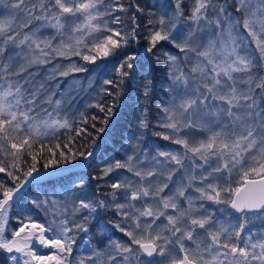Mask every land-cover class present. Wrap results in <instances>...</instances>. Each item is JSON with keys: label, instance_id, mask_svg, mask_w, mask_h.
<instances>
[{"label": "snow or ice", "instance_id": "6c2138e0", "mask_svg": "<svg viewBox=\"0 0 264 264\" xmlns=\"http://www.w3.org/2000/svg\"><path fill=\"white\" fill-rule=\"evenodd\" d=\"M0 5L6 13L0 15V55L11 45L20 50L16 58L28 66L50 63V53L66 59L80 56L90 64L110 58L115 78L103 79L107 87H101L97 93L99 100L87 107L105 113L103 123L107 124L118 99L125 95V86L136 85L135 100L142 109L137 116V130L148 127L145 102L153 94L154 77L152 70L140 63L143 59L146 64L148 56L141 57L138 51L131 50L132 42H139V17L145 13L139 0H129L127 5L121 0H39V3L0 0ZM129 14L130 27H125V17ZM148 17L147 47L143 51L155 56L157 63L161 58L166 61L169 80L164 91L170 100L158 107L164 113L160 127L171 130V135H157L181 145L184 155L159 151L149 168L143 167L139 154L108 165L103 170L104 176L115 169H127L138 178L110 185L117 213L135 225L131 230H125L120 224L114 227L131 243L109 240L103 249L90 248V255L73 262L69 257L76 243V233L88 232L92 214L109 206L105 201H93L86 193L65 187L62 196L65 206L69 203L72 206L71 220L66 212L62 219L53 217L47 226L35 223L31 216L22 218L19 228L9 229L8 223L15 196L26 183L41 179L36 163L39 153L33 152L34 146L40 144L43 152L45 137H55L59 129L72 127L67 118L54 119L53 112L58 116L65 101L73 102L70 94L79 82L73 81L67 92L61 94L62 98L55 100L57 92L45 89L43 84L35 91L19 80L0 85V155L10 158L7 165L0 161V173L6 172L16 181L14 187L0 183V251L7 254L6 264H118V261L119 264H264V230L259 237L252 232L244 235L251 218L264 220V0H193L187 15L181 0H174V6L162 3L158 11L149 10ZM185 20L187 33L178 31L179 23ZM48 27L66 39L55 47L52 40L40 39V29ZM162 43L171 44L185 54L183 63L194 58L191 68L185 71L179 58L168 52L162 57L157 55ZM249 45L255 46L258 58L248 51ZM8 59L10 63L4 66V71L9 75L20 76L27 71L22 64L19 71L11 72L14 58L9 56ZM56 71L53 70L50 79H55ZM85 71V67L70 63L59 75ZM91 85L89 78V87ZM59 87L57 84V89ZM108 97L113 98L111 103L107 102ZM45 105L54 107L48 111ZM80 115L85 117L84 112ZM96 119L92 117L93 121ZM81 122L86 124L87 118ZM184 130L208 135L190 144L186 135L181 138ZM79 132L78 129V135ZM142 135V131L139 136L134 133L132 139L138 141ZM55 147L67 148V145ZM47 152L52 158L44 163L45 170L61 162L70 163L75 158L64 151L57 154L52 147ZM25 153L33 162L21 172L19 165L24 162ZM188 153L193 160L199 158L211 169L200 176V186L194 188L199 195L192 196L186 191L193 188L194 175L188 177L187 184L179 183L175 190L164 194L173 173L184 167ZM92 154V151L87 155L80 153L85 159ZM172 164L177 168H171ZM161 176L163 181L158 179ZM73 185L75 189L84 188L83 181L73 182ZM118 190H123L124 203H115ZM69 194L71 199L67 198ZM179 198L187 203L186 208L181 207ZM196 200L226 205L240 216L236 223L216 220L202 211L203 203L197 206ZM31 203L47 211L50 203L55 205L58 201L46 198L44 201L34 199ZM141 218L151 219L142 223ZM160 218L166 220L162 226L157 224ZM37 245L49 251L41 254ZM155 256L161 260L141 259Z\"/></svg>", "mask_w": 264, "mask_h": 264}, {"label": "trees", "instance_id": "16d2710c", "mask_svg": "<svg viewBox=\"0 0 264 264\" xmlns=\"http://www.w3.org/2000/svg\"><path fill=\"white\" fill-rule=\"evenodd\" d=\"M39 3V0H36ZM113 2V0H110ZM125 5L128 4L129 0H121ZM141 5L145 7L144 15L139 17V22L141 25L140 35L138 37V43L132 42L131 50L138 51L141 57L148 56V61L145 64V61L141 59L140 63L144 64L145 67H149L152 70V74L154 77V91L151 98L146 101V105L148 107L147 121L148 127L143 130H137V116L139 115L142 109L138 108L139 104L138 100H135L138 94V88L136 85H126L125 86V95H122L116 104V107L113 109V115L108 118L107 124L103 123L105 118V113H101L96 108H89L87 105L96 103L99 100V96L97 93L99 92L101 87H107L103 85V79L105 78H115L114 73L112 72L113 62L109 59L97 60L95 64H90L85 62L80 56H69L67 59L52 54L53 60L58 61L60 63L70 62L74 63L77 66H83L87 69L85 72H70L68 76H61L59 73L55 74V79H50L49 77L46 80H42L40 76H42L45 72V67L49 65L46 64H38L33 66H24L27 68V71L21 72L20 76L9 75L8 72L4 71V66L8 64V57L11 55L12 46H6L7 51L5 54L0 55V83L8 77H25L28 79L34 78L36 75L37 84L32 91L40 89L41 84L44 85L45 89H48L50 84L53 81H58L59 85L65 83L68 78H79L83 82L87 78L92 79L91 87H88V92L86 91L83 95H70L73 102L71 104H66V108L63 107V117L59 119L67 118L68 121L72 124L70 129H59L55 133V137L49 135L43 139V152H41V145L36 144L33 148L34 153H39L37 156V168L39 172L43 171H52V170H61V174L51 178H45L38 181H33L29 183L25 189H23L12 201V207L9 209V223L8 228H19V221L22 218L31 216L32 220L35 223H39L47 226V224L55 217L56 219H62L63 214L67 212L69 220H71V210L72 206L69 203L67 206L64 204V198L62 196L63 189L65 187H73V191H79L81 194H87L88 198L93 201H105L108 203L107 208H99L97 212L93 213L91 216L90 223L87 224V228L89 229L87 233L79 232L76 233V243L73 245V252L71 259L73 262L76 261L77 258L88 256L91 254V249H103L108 243L109 240H119L126 244H130V240L127 236H125L122 232L114 227L116 224H120L125 228V230H131L135 227L132 220L119 215L117 210L114 207V203H112V193L113 189L111 188L112 183L121 182L125 179L130 180H138L137 177H134L131 172H128L127 169H115L113 172H110L107 176L103 175V170L110 164H114L116 160H125L128 155L139 154L140 158H153L157 156V152L155 151L156 147H160L163 145H172L177 149V153L184 155V149L181 145H177L172 143L171 140H164L161 135H157V133L169 134L171 135V130L164 129L160 127V123L163 120L164 113L160 110L158 105L163 106V104L167 103L169 100V94L164 91V89L168 86L169 80L167 76V65L166 61L161 58L160 63L156 62V57L151 56L150 54L143 51L144 48L147 47V41L145 37L147 36V21H148V12L149 10H154L155 0H139ZM168 3L174 2V0H167ZM193 0H181L182 7L184 9L185 15L190 13L192 8ZM173 4V3H172ZM174 5V4H173ZM0 15H4L2 11V5H0ZM124 15V14H121ZM130 14L125 17V27H130ZM188 22L181 21L178 25V28H185ZM42 32L40 38L49 39L53 41V46L58 45L59 34L54 29L55 35L49 34L47 28H41ZM182 29V28H181ZM183 31V30H182ZM49 32V33H48ZM245 39L247 38V34L241 33ZM2 45V42H0ZM248 51L254 53L257 58L259 56L258 52H255V46L249 45ZM164 52H168L171 55H175L181 61L182 66H184L185 71L190 69V65L187 66V63L184 62L183 53L179 51V49L173 47L171 44L162 43V45L158 46L157 55L163 56ZM193 62V60L189 61ZM55 63V62H53ZM69 63V64H70ZM11 67V66H10ZM19 70H11V72L15 73ZM88 80V79H87ZM89 85V84H88ZM30 90V88H28ZM87 94V95H86ZM86 95V96H85ZM56 99V96L53 97ZM84 99V100H83ZM112 97L107 98V102L111 103ZM87 101V102H85ZM135 101V103H134ZM85 103V104H84ZM84 112L85 117L87 118V123H82L81 121L85 117H81L80 113ZM96 116L97 119L95 121L92 120V117ZM103 128L104 131H99V129ZM80 130L79 135L77 134V130ZM140 131H142L143 135L137 141L132 139L133 134L135 133L137 136L140 135ZM187 136L190 144L191 136L185 134L184 132L181 134V138ZM175 138V137H174ZM59 144L61 146L67 145V148L60 147L56 148L55 146ZM52 147L54 152L57 154L60 151H64L68 156L75 158L71 160L70 163L61 162L58 165H54L50 167L48 170H45L43 165L47 159L52 158V154L47 152V149ZM88 151H92V155L84 158L80 153L83 152L87 155ZM164 159L163 157H158ZM0 161H3L5 165L10 162V158H6L3 155H0ZM23 161L19 167L21 172L26 170L31 164L32 159L26 153L23 157ZM196 164H204L203 161L196 158L192 159L191 153L187 154V158L184 159V167L178 168L176 172L173 173V180L175 175L183 169L186 168H194ZM206 165V164H204ZM207 166L208 171L211 169ZM216 166V165H215ZM214 167V166H213ZM171 168H177L175 164L171 165ZM9 171L15 172L14 169H8ZM202 170H197L193 172L192 175L196 176V179L192 181L193 196H198L199 194L194 191L196 186H200V176L203 175ZM16 175H20L21 173H15ZM227 175V173H225ZM97 177H102L97 179ZM164 177L161 178L163 181ZM172 182L169 183V189H165L166 194L173 185ZM83 181L84 188L83 189H75L73 182ZM0 183H3L7 187H14L16 181H13L7 176V173H0ZM55 190L56 195L53 196V191ZM0 193H2V189H0ZM162 194V195H164ZM46 198L54 199L58 201L57 204L52 205L51 203L47 206V211L44 208H37L35 205L31 203L32 200L37 199L39 201H44ZM71 199V195L67 197ZM123 190L117 191L116 201L115 203H124ZM151 202V201H149ZM143 203V202H141ZM203 203L206 214L210 213L216 220H224L227 222L235 223L234 215L229 212L226 205H222L221 209H226L225 211H221V209H217V204L212 203L207 200H196L197 206ZM181 207L186 208V202H180ZM169 213L172 212L171 209L168 210ZM229 213L231 215H229ZM151 218H141V222L150 221ZM163 223H166L164 218H160L157 221V224L162 226ZM254 225V228H253ZM252 226V229L249 227ZM257 229V237L261 234L262 230H264V225H259L256 222H252L247 226L246 232H252ZM10 236V233H9ZM87 236L90 248L87 252H83L81 250V245ZM135 247V245H133ZM7 254L0 251V264H6L5 256ZM106 259V258H105ZM144 261L153 260L160 261L161 257L155 256L150 259H146L144 257L141 258ZM119 264V261H118ZM166 264V262H165Z\"/></svg>", "mask_w": 264, "mask_h": 264}, {"label": "rangeland", "instance_id": "374dc122", "mask_svg": "<svg viewBox=\"0 0 264 264\" xmlns=\"http://www.w3.org/2000/svg\"><path fill=\"white\" fill-rule=\"evenodd\" d=\"M155 9L154 10H156V11H158L159 10V8H160V5L163 3V4H169L168 2H167V0H155ZM173 4H174V2H172ZM174 6V5H173ZM192 7H193V2H192ZM4 15H6V13H4ZM182 28V29H181ZM181 28H178V31H182L183 30V32L184 33H187V31L189 30V28H188V24L185 26V28H183V26H181ZM48 30L47 31H49L48 33L49 34H51V35H55V33H54V29L53 28H51V27H48L47 28ZM41 32H42V29H40V32L38 33V36H39V38H40V35H41ZM243 36H245V35H243ZM41 39V38H40ZM62 39H66V36H64V37H61L60 35H59V39H58V45L60 44V42H61V40ZM20 50L19 49H13L12 48V51H11V55L10 56H12L14 59H13V61L11 62V64H10V66H11V70H19L20 69V67H21V65L23 64L24 66H27L26 64H24V61L23 60H21V59H18V58H16V56H15V54H16V52H19ZM24 52H27V48H25L24 49ZM55 56L57 55V54H54ZM53 55L52 54H50L49 55V57H48V59L50 60V63H49V65H47L46 67H45V72H48V73H44L42 76H40L41 77V79L42 80H46L48 77H50L51 75H52V72H53V70L54 69H57V71H56V73H59L60 71H64V70H66L67 69V67H68V65H69V63L70 62H64V63H60V62H58V61H54L53 60ZM183 58H184V60H185V54H183ZM193 60V62H190V64H189V62L186 64L187 66H189L190 68H191V66H192V64L195 62L194 61V58L192 59ZM191 60V61H192ZM53 62H55V63H53ZM8 64L10 63L9 61L7 62ZM38 65V64H37ZM59 66V67H58ZM181 66H182V64H181ZM183 68H184V66H182ZM188 71V70H187ZM37 78L38 77H36V75H34V78H32V79H28V77L27 76H25V77H19V78H13V77H11V78H8V77H6L3 81H2V83H0V85H3V86H6V83H7V81H13V82H15V81H17V80H19L22 84H24V86L26 87V88H30V90L31 89H33L34 87H35V85L37 84L36 82H37ZM88 79V80H87ZM86 80H84L83 82H80L81 80L79 79V78H68L66 81H65V83L64 84H62L58 89H57V84L59 83L58 81H53L52 82V84H50V86L48 87V89L50 90V91H55V92H57V95H56V99H61L62 97H61V94H63V93H65V92H67V90L70 88V86L73 84V81H78L79 82V84H78V86H76L75 88H73L72 89V92H71V94L70 95H73V94H76V95H83L86 91L88 92V87H89V78H87ZM25 81H27V83H25ZM87 95V94H86ZM85 95V96H86ZM55 100V99H54ZM84 100V99H83ZM169 100H170V97H169ZM169 100H168V102H169ZM85 102H87V101H85ZM167 102V103H168ZM66 104H68L67 103V101H65V104H64V107L66 108ZM85 104V103H84ZM44 107H46V108H48V111H52V108L54 107V105H52V106H49V105H45ZM60 116H62L63 117V114L60 112V114L57 116V114L55 113V112H53V118L54 119H59V117ZM62 117H60V118H62ZM60 120H62V119H60ZM184 133L185 134H187V135H190L191 136V142H192V144H194L195 142H197V141H199V140H201V139H206V137H207V135H208V133H206V132H198L197 130H184ZM155 151L158 153L159 151H169V152H173V153H177L176 151H177V149L174 147V146H172V145H163V146H160V147H156L155 148ZM158 159H160L161 161H163L164 159H161V158H158ZM141 161L143 162V167H145V168H149V167H152L153 166V164H154V161H153V159L152 158H141ZM199 165H203V167H200ZM212 166H214L215 167V162L213 161L212 162ZM186 169H187V171H186ZM186 169H183V170H181L180 172H178L176 175H175V177H174V180H173V185H172V187H171V190H175V188H176V186H177V184H179V183H183V184H187L188 183V177L189 176H192V174H193V172H195V171H197V170H202V174L203 175H205L206 174V170L208 171V169H207V166L206 165H204V164H196V166L194 167V168H186ZM59 174H61V170H52V171H43V172H39V175H40V177H41V179L40 180H42V179H45V178H51V177H55V176H58ZM35 175V174H34ZM161 178H162V176L161 177H158V179L159 180H161ZM29 183H31V182H28V183H26L25 184V186L21 189V191L23 190V189H25L26 188V186L29 184ZM192 188H189V189H186V191L188 192V194L189 195H192L193 196V194H192ZM20 191V192H21ZM19 192V193H20ZM18 193V194H19ZM169 193V191L166 193V194H168ZM17 194V195H18ZM16 195V196H17ZM15 196V197H16ZM184 201V199L183 198H179V202H183ZM185 202V201H184ZM255 219V218H254ZM257 220V219H256ZM256 220H251V222L248 224V225H250L252 222H256ZM234 222L236 223L237 222V219L236 220H234ZM37 224H39V223H37ZM253 232H255L254 230H253ZM252 232V233H253ZM50 235V234H49ZM37 248H38V251L41 253V254H44V253H47L49 250L48 249H44L42 246H39V245H37ZM89 248H90V245H89V242H88V239H87V236H85V239H84V241H83V243H82V245H81V250L83 251V252H87L88 250H89ZM53 251H55V250H53ZM157 257V256H156Z\"/></svg>", "mask_w": 264, "mask_h": 264}, {"label": "flooded vegetation", "instance_id": "af4514ba", "mask_svg": "<svg viewBox=\"0 0 264 264\" xmlns=\"http://www.w3.org/2000/svg\"><path fill=\"white\" fill-rule=\"evenodd\" d=\"M227 207V206H226ZM222 208V205H218L217 204V209H221ZM228 210H229V212L231 213V214H233L234 215V218H239V216H240V214L238 213V214H235V213H233L229 208H227ZM256 220V219H254V218H251V220ZM257 221V224H259V225H264V220H260V219H257L256 220ZM251 229H252V226H249ZM253 228H254V225H253ZM251 232V231H250ZM253 232V231H252ZM249 232H246L245 231V233H244V235H247ZM253 233H255L256 235H257V229L255 230V232H253ZM259 237V236H258Z\"/></svg>", "mask_w": 264, "mask_h": 264}, {"label": "water", "instance_id": "95a60500", "mask_svg": "<svg viewBox=\"0 0 264 264\" xmlns=\"http://www.w3.org/2000/svg\"><path fill=\"white\" fill-rule=\"evenodd\" d=\"M230 209V208H229ZM233 213H235V214H238V213H236L234 210H232V209H230ZM144 258H146V259H150L149 257H144Z\"/></svg>", "mask_w": 264, "mask_h": 264}]
</instances>
